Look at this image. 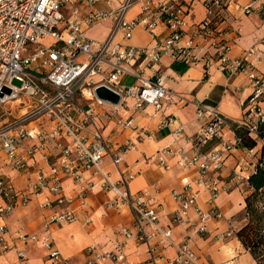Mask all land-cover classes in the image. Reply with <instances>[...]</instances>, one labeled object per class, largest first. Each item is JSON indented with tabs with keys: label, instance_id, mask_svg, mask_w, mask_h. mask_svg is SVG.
<instances>
[{
	"label": "built area",
	"instance_id": "built-area-1",
	"mask_svg": "<svg viewBox=\"0 0 264 264\" xmlns=\"http://www.w3.org/2000/svg\"><path fill=\"white\" fill-rule=\"evenodd\" d=\"M191 1L201 3L205 17L193 24L186 34L183 28L189 6L184 0H121L113 10H91L83 17L74 4L85 3L92 7L97 2L109 5V0H0V104L12 101L28 104L24 113L0 126L2 162L12 170L28 173L35 165L31 160L36 146H26L27 140L37 141L43 149L55 144L62 136L69 141L67 145H59L60 155L50 166L49 174L44 176L39 173L36 181L27 184L25 193H19L9 178L0 176V220L7 217L18 204L25 205L31 195L41 192L56 195L57 205L71 204L74 199L65 198L61 194L63 178H69L77 185L79 192L76 199L83 201L85 193L91 187V183H84L82 180L83 170L93 167L94 175L99 174L105 157H110L112 163L118 165L122 162L123 155L134 148L131 141L114 148L97 128L98 118L106 114L113 117L114 110L95 112L90 104L84 105L79 100L88 102L94 99L98 105H109L96 99L94 95L96 87L104 86L120 96V103L126 98H132L136 110L144 105H152L161 110L163 102L169 99V94L159 80H146L135 75L139 85L123 87L121 79L129 73L123 64L133 61L146 65L157 64L162 54H169L187 65L203 62L208 67L216 60L219 70L246 71L240 59L229 61L230 43L224 32L218 29L225 20L228 9L235 6L236 0ZM71 3L74 4L70 7ZM253 4L252 7L244 8L245 14L254 11L264 13V0H253ZM134 5L139 6L140 14L127 19V11ZM66 6L69 12L64 17L61 11ZM107 20L112 22V28L105 40L98 42L85 35L86 29ZM158 24L167 28L168 35L154 48L123 46L115 40L119 35L122 40L128 41L138 26L153 34ZM45 39H50L51 42L42 44ZM202 45L205 48L202 53H198L197 49H202ZM95 76L100 77L98 81H93ZM248 79L251 93L242 105L246 118L238 129L250 136H257L259 126L264 123V75L248 72ZM14 81L19 86L13 85ZM205 114L208 121L194 136L198 144L219 137L226 126L225 119L218 113L198 105L197 116ZM44 121L50 124V131L44 130ZM34 122L37 124L29 127ZM117 124L137 132L131 119H119ZM142 137V132H138L137 140ZM235 143L247 153H252V149L243 147L240 137L236 138ZM222 146L225 150L230 149L229 144ZM174 154L175 151L165 149L145 160L164 165L165 157H173ZM222 163L221 154L213 149L207 152L196 150L189 157L181 156L179 164L197 169V183L209 194L210 202H213L222 190V185L214 176V171L220 169ZM131 179L129 175H121L119 183L125 187L124 190H119L106 177L101 186L103 190L115 194L112 206L125 205L129 209L134 231L125 228L121 230L124 239L114 252L98 254L94 246H88L85 249L89 258L86 264H136L124 255L127 240L134 239L137 243L148 245L156 237L168 239L170 231L161 230L157 226L161 206L159 201L147 191L130 193L127 184ZM182 183V192L171 193V198L179 205L172 213L171 220L178 224H189L195 234H205L208 215L196 208L197 195L191 193L190 183L186 179ZM51 204L50 201H45L43 206L50 207ZM191 210L197 216L196 222L192 223L189 219ZM211 213L217 218L221 216L215 209ZM74 221L72 211L66 209L52 215L50 224L66 225ZM86 223H89L87 219ZM146 227H151L152 232L147 233ZM14 239L27 241L34 240L35 237L17 234ZM43 241L49 264H70L67 258L51 247L48 237ZM189 242L190 237L185 236L175 245L176 255L161 260L165 264H199L188 246ZM10 248L7 230L0 222V256ZM17 255L20 259L24 258L22 251H18ZM151 261L152 264L157 263L153 258Z\"/></svg>",
	"mask_w": 264,
	"mask_h": 264
},
{
	"label": "crops",
	"instance_id": "crops-1",
	"mask_svg": "<svg viewBox=\"0 0 264 264\" xmlns=\"http://www.w3.org/2000/svg\"><path fill=\"white\" fill-rule=\"evenodd\" d=\"M109 2V5L97 2L92 7L85 3L69 5L78 6L83 17L91 10H113L119 6L121 0ZM184 2L189 6L183 28L188 34L193 24L204 19L205 10L197 1ZM253 5V0H236L235 6L228 9L225 20L218 27L230 43L229 61L240 59L246 67L245 72L219 70L216 60L205 67L203 62L187 65L169 54H162L157 64L146 65L140 61L123 64L129 73L120 82L123 87L139 85L135 75L146 80H159L169 94V99L163 102L161 110L152 105H144L136 110L132 98H126L121 103L119 101L116 106L98 105L94 99L83 102L78 98L84 105L90 104L95 112L114 110L113 117L106 114L98 118L97 128L114 148L126 141L134 143V148L123 155V160L118 165H114L110 157H105L99 174L94 175L93 167L83 170V182L91 183L83 201L76 199L79 192L77 185L71 179L63 178L61 194L65 198L74 199L71 204L57 205V196L48 192L31 195L25 205L18 204L7 217L0 220L7 230L11 247L0 256V264H49L43 241L45 237L50 239L51 247L67 258L70 264H86L89 258L85 249L88 246H94L98 254L116 251L117 245L124 239L121 230L125 228L134 231L132 216L125 205L112 206L115 194L103 190L101 185L106 177L112 184H116L119 190H124L125 187L119 183L121 175L132 177L127 184L130 193L147 191L159 201L161 206L157 226L161 230L170 231L168 239L156 237L150 240L148 245L137 243L134 239L127 240L123 252L130 261L136 264H152L153 258L157 261L156 264H165L161 258L174 257L175 245L185 236H189L188 246L199 264H256L236 238L233 223V218L243 211L247 179L254 173L264 143V138L249 135L255 142V146L249 148L253 150L252 153H247L235 143L239 137L237 129L246 118L242 105L251 93L248 72L264 75V13H244V8ZM139 14V6L134 5L127 11L126 18L133 19ZM111 28L112 22L107 20L86 29L85 35L100 42L108 37ZM167 35V28L158 24L153 34L138 26L128 41L122 40L119 35L115 40L123 46L154 48ZM204 48L205 45H202V49H197V52L202 53ZM99 78L95 76L93 81H98ZM198 105L214 110L226 121L219 137L204 144H198L194 140V136L208 121L207 114L197 116ZM262 107L264 108V103ZM119 119H131L137 127V132L122 128L117 124ZM36 124L37 122H34L29 127ZM42 126L45 131H50L48 122L44 121ZM140 131L143 137L137 140ZM68 142V139L62 136L55 144L43 149L37 141L27 140L26 146H36L31 160L35 164L34 167L28 173L17 172L3 164L0 154V176L9 178L19 193H25L27 184L36 181L39 173L44 176L49 174L50 166L60 155L59 145H67ZM222 144H229L230 149H223ZM243 147L248 148L244 145ZM165 149H171L175 154L173 157L166 156L164 165L157 162L148 163L145 160ZM213 149L218 150L223 158L222 167L214 171L222 190L213 202H210L209 194L197 183V169L194 166L182 167L179 163L181 156L189 157L196 150L207 152ZM184 179L190 183L191 193L197 195L196 208L208 215L205 234H195L189 224H178L171 220L172 213L179 206L171 198V193L183 191ZM45 201H50L51 206L44 207ZM66 209L72 211L75 217L73 223L50 224L52 215ZM213 209L220 213L219 218L212 215ZM86 219L89 223H86ZM189 219L191 223L196 222L194 210L190 211ZM145 230L147 233L152 232L151 227H146ZM227 233L230 235L227 236ZM17 234L33 236L35 239L17 241L14 239ZM18 251L24 253L23 259L18 257Z\"/></svg>",
	"mask_w": 264,
	"mask_h": 264
},
{
	"label": "trees",
	"instance_id": "trees-1",
	"mask_svg": "<svg viewBox=\"0 0 264 264\" xmlns=\"http://www.w3.org/2000/svg\"><path fill=\"white\" fill-rule=\"evenodd\" d=\"M237 133L244 146H255L254 140L246 132L239 128ZM258 137L264 138V123L259 126ZM260 153L254 173L247 179L242 214L245 223L235 233L256 264H264V143Z\"/></svg>",
	"mask_w": 264,
	"mask_h": 264
},
{
	"label": "rangeland",
	"instance_id": "rangeland-1",
	"mask_svg": "<svg viewBox=\"0 0 264 264\" xmlns=\"http://www.w3.org/2000/svg\"><path fill=\"white\" fill-rule=\"evenodd\" d=\"M68 6H66L64 9H62L61 13L64 17H67V11ZM59 30H61V27H59ZM51 42L50 39H45L42 41V44H49ZM13 85L19 86V83L17 81L13 82ZM23 101V99H21ZM28 104H19V102H8L4 104H0V126L8 121H12L13 118L18 117L20 114L25 112V109L27 108ZM243 211L233 218V223L235 226V233L236 231L245 223V220L242 218Z\"/></svg>",
	"mask_w": 264,
	"mask_h": 264
},
{
	"label": "water",
	"instance_id": "water-1",
	"mask_svg": "<svg viewBox=\"0 0 264 264\" xmlns=\"http://www.w3.org/2000/svg\"><path fill=\"white\" fill-rule=\"evenodd\" d=\"M94 95L96 99L114 106L118 105L120 101V96L118 94L104 86L96 87L94 89Z\"/></svg>",
	"mask_w": 264,
	"mask_h": 264
}]
</instances>
